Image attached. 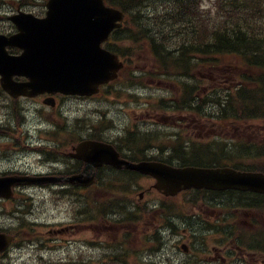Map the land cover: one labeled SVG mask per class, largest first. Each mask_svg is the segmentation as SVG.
I'll return each instance as SVG.
<instances>
[{
	"label": "flooded vegetation",
	"instance_id": "af4514ba",
	"mask_svg": "<svg viewBox=\"0 0 264 264\" xmlns=\"http://www.w3.org/2000/svg\"><path fill=\"white\" fill-rule=\"evenodd\" d=\"M22 10L27 11L17 6L15 13ZM13 12L14 10L0 16V34L9 36L17 33L16 27L7 21V14ZM37 17H42V14ZM8 52L15 56L20 50L8 48ZM14 79L18 82L26 81L22 77ZM80 100L79 97L59 92L40 93L33 97H12L0 88V177H51L60 176L65 171H75V159L69 156L75 143L71 144L69 150H65L68 144L60 138L63 134L61 119L66 114L67 121L74 123L75 118H70L68 114L77 112L78 108L72 104ZM208 118H181L184 121L183 137L174 131L160 135L169 139L165 147L156 148L161 158L167 161L166 164L174 167L231 168L242 172L264 173V164L259 162L264 158L263 144L237 141L233 139L235 134H214L213 128H208L210 132L202 139L200 131L205 126L195 121L215 120ZM217 118L219 122L258 120L222 116H216ZM160 119L166 122L169 118ZM41 123L48 124L50 129L41 128ZM32 125L35 131L43 132L46 137L39 134L33 140ZM217 128L222 130L223 127ZM221 136L231 139L217 138ZM210 138L214 139L209 140ZM83 139L90 137L85 136ZM164 149L166 152L163 153ZM33 154L37 157L34 163L26 158ZM41 161L50 163L41 169L38 168ZM106 183L97 181L96 184ZM60 184L63 187V182L15 186L12 198L0 197V233L13 237L12 242L0 252V264H264L261 252L264 250L263 194L187 189L180 191L175 197L163 196L152 187L154 182L143 191L158 196L157 201L149 204H142L145 194L138 199L137 204H132L128 199V206L126 196L120 195L121 197L114 199L109 197L108 203L106 198L99 200L94 191L89 222L92 224L93 234L97 239L103 237V240H91L87 261L75 262V247L71 244L59 246L57 240L48 242L47 236L62 233L64 229H48L45 230L46 236L41 231L39 235H35L33 230H43L44 226L51 225L37 221L25 225L21 219L27 213H30L29 217L36 215L32 209H28V202L33 204L37 199L46 200L55 191L52 188ZM94 189L93 187L92 190ZM6 204L10 205L9 209L5 208ZM72 209L74 213L75 207ZM143 212H151L152 216L146 225L141 221ZM16 219L18 227H15ZM142 226L149 232L141 235L139 245L130 244L129 238L136 240ZM24 233L26 237H22ZM175 242L178 246H174ZM182 246H185V251ZM175 249L183 258L175 254ZM53 252L71 255L59 259L43 257V253ZM247 255H250V260L246 258Z\"/></svg>",
	"mask_w": 264,
	"mask_h": 264
},
{
	"label": "trees",
	"instance_id": "16d2710c",
	"mask_svg": "<svg viewBox=\"0 0 264 264\" xmlns=\"http://www.w3.org/2000/svg\"><path fill=\"white\" fill-rule=\"evenodd\" d=\"M104 1L125 13L122 33L115 32L106 47L123 60L128 88L143 85L145 80L174 79L172 86L181 94L173 100L161 99L158 109L168 106L203 115L202 103L208 101L220 108L213 116L264 119V0H207L210 7H203L205 0ZM135 53L144 55L139 66ZM204 66L208 71L199 74L205 78L202 84L196 72ZM219 71L227 77L219 78ZM216 78L227 83L216 84ZM75 127H79V120ZM100 128L84 133L104 140L101 132L106 128ZM79 135H75L76 142ZM151 138L150 133L137 134L134 140L128 137L125 148L129 159L138 160L139 155L149 159L143 155L148 145L138 149V143L145 144ZM80 170L76 165L75 173ZM123 172L122 178L108 179L131 182L139 177ZM80 204H87L85 198L81 197ZM79 213L86 212L81 208ZM261 252L264 255V250Z\"/></svg>",
	"mask_w": 264,
	"mask_h": 264
},
{
	"label": "water",
	"instance_id": "95a60500",
	"mask_svg": "<svg viewBox=\"0 0 264 264\" xmlns=\"http://www.w3.org/2000/svg\"><path fill=\"white\" fill-rule=\"evenodd\" d=\"M46 9L41 19L24 13L9 18L18 26L19 33L9 37L0 35L1 87L12 96L23 93L17 88H30L32 95L43 91L79 96L98 93L99 86L114 80L122 68L117 56L101 44L120 27L123 14L105 6L103 0H49ZM7 46L18 47L22 53L10 56ZM14 75L25 77L28 82L16 83L12 79ZM70 156L85 163L80 174L66 178L2 177L0 197H11V189L17 185L66 181L89 186L94 182L93 170L102 165L151 176L156 180L155 187L165 196L188 188L264 194V175L259 173L230 168H173L149 161L132 163L119 158L112 145L96 141L80 142ZM11 239L0 234V251Z\"/></svg>",
	"mask_w": 264,
	"mask_h": 264
},
{
	"label": "rangeland",
	"instance_id": "374dc122",
	"mask_svg": "<svg viewBox=\"0 0 264 264\" xmlns=\"http://www.w3.org/2000/svg\"><path fill=\"white\" fill-rule=\"evenodd\" d=\"M47 0H0V13L11 11L12 9L16 8L17 6H21L23 9L27 11L35 10V14H41L43 10H45L44 4ZM212 1V0H211ZM211 1L207 2L205 0L203 2V7H210ZM119 44V43H118ZM128 44H124L123 46H127ZM136 59L138 60V66L141 65V61L143 59V53H135ZM149 60V59H147ZM132 62V61H131ZM133 68H135V64L132 62ZM217 66L213 67L216 69ZM212 68V69H213ZM208 71V66H204L203 68L199 69L196 72V77L203 82L205 78H199V74L206 75ZM218 73V72H217ZM219 71L218 77L225 79L226 75H221ZM128 73H121L119 79L110 83L106 88H102L99 95L95 96L92 101L87 102H75L72 104L77 109V112H74L73 115L68 114L70 118H75L77 116L79 120V127H75L74 133L75 135L80 134L81 138L85 137L84 132L91 127V129L105 127L107 131L104 135V139L109 140L112 142L115 140L116 142L121 144V139L119 137L126 135L127 132H134L136 130H157L159 132L168 133V132H177L183 137L185 132L182 130V125L184 121L181 118L192 120L193 118H205L202 117L200 114H195L193 111H179L175 113H171L174 108L166 107V111L160 110L157 108L161 99L166 98L169 100H173V97L179 95V88H174L172 85H175L174 79H164V82H156V81H149L145 80V84L133 86L132 88H128L126 83ZM216 78V84H226L227 81H222ZM205 88H216L215 87H205ZM203 90V88H201ZM209 90H205L203 92H207ZM181 94V92H180ZM206 94V93H202ZM168 104V103H167ZM165 107V106H164ZM163 108V107H162ZM204 113H213L212 111L203 108ZM169 118L166 122H163L160 118ZM214 118V121H195L203 126L205 129L201 130L203 137L202 139L210 132L208 128H213L214 134H228L232 135L235 134L236 137L233 139L245 142V143H260L264 145V120H241V121H233V120H224L219 122L216 117L211 116L208 119ZM67 121V120H66ZM75 123V122H74ZM71 123L67 121V126H63V129L69 130L71 129ZM93 125V126H92ZM39 126H43L40 124ZM217 126H222V130L217 128ZM206 129H208L206 131ZM103 131V130H102ZM33 136V140H36L38 135L41 134V137H46L43 135V132H37L34 129V125H32L31 130ZM69 134L68 132H64ZM172 134V133H169ZM63 135V134H61ZM70 135V134H69ZM212 135V134H211ZM166 136V135H165ZM218 139L229 140L231 138L228 137H217ZM214 138H210L209 140H213ZM43 141V140H42ZM169 142L166 137L163 138L161 136L153 139L154 148H149L145 150V156L150 158H158L160 159L161 156L157 153V147H165L166 143ZM76 144V141H75ZM166 152V149L163 150V153ZM165 155V154H164ZM29 162L34 163L37 160L36 155H30L26 157ZM141 159V158H139ZM247 161V160H245ZM259 162L264 164V158H262ZM50 162L41 161L40 167L38 168H45V164H49ZM248 163V162H246ZM37 168V169H38ZM46 173V172H44ZM115 175V172L105 171L102 175L103 182H115L108 179L109 175ZM51 177H56L53 175ZM153 182L152 179L147 177H139L134 181L128 182L129 187L128 191H132L131 184L134 185L137 189L128 193L127 197V204L130 206L128 199L132 204L138 203L137 194L143 191H146L151 183ZM106 184H101L98 187H94V190H79L75 191V199L71 197V195L58 193H51L45 199H37L30 206V209L36 214L37 218L41 220H45L49 223H52L51 226H48L47 229H35L33 232L35 235H39V231L43 232L46 236L45 230L48 229H64L62 233L53 236H47L48 242H54L59 246H67L69 244L72 247H75V262L87 261L88 254H89V245L91 240H95L96 242L103 240V237L97 239L96 235L93 234L91 227L92 224L89 221L81 220L80 217L77 216L75 222H73V215H72V204H75V211L79 209L77 205L79 204L76 200L78 197H89L91 198L92 194H97L96 197L101 200L103 198H112L114 195L120 194L119 191L122 189L114 188L115 191H103V187ZM112 186V185H111ZM128 186V185H127ZM61 187V185L55 186L54 190H57ZM52 190V191H54ZM49 191V190H48ZM43 194V193H42ZM145 194V196H144ZM143 194L144 199L142 204H149L157 201L158 196L153 193L145 192ZM54 195V196H53ZM4 207V206H3ZM5 208L9 209L10 205L6 204ZM83 209V208H82ZM89 209H92V204H90ZM189 209V208H186ZM75 217V215H74ZM19 219V216L17 217ZM151 212H143L142 215V222L146 225L151 220ZM25 222L26 220L23 219ZM2 219L0 220V223ZM54 222V223H53ZM17 219L15 221V227L17 226ZM67 223V225H66ZM75 223V225H74ZM66 225V226H65ZM65 226V227H64ZM63 227V228H60ZM20 228V227H19ZM149 232L145 226H142L139 231V235L136 240L133 238H129L130 244L139 245L141 240V235L143 233ZM103 235V234H102ZM27 235L24 233L22 237H26ZM170 244V243H169ZM174 246H178V243L175 242ZM175 254L179 258H183L181 254L177 252L175 249ZM248 254V253H247ZM71 255V253L66 252H53V253H43V257H49L52 259H59ZM246 258L250 260V255H247ZM162 262H160L161 264ZM245 264V263H244Z\"/></svg>",
	"mask_w": 264,
	"mask_h": 264
},
{
	"label": "bare ground",
	"instance_id": "6f19581e",
	"mask_svg": "<svg viewBox=\"0 0 264 264\" xmlns=\"http://www.w3.org/2000/svg\"><path fill=\"white\" fill-rule=\"evenodd\" d=\"M203 106L202 108H206L210 111H212L213 113H218L219 112V107L217 104L213 103V102H208V101H203Z\"/></svg>",
	"mask_w": 264,
	"mask_h": 264
}]
</instances>
